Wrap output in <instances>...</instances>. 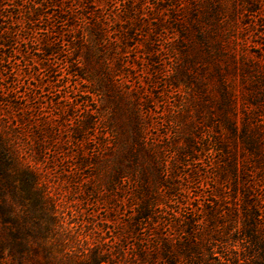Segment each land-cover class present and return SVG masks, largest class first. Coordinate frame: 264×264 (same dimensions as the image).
<instances>
[{
  "label": "rangeland",
  "instance_id": "rangeland-1",
  "mask_svg": "<svg viewBox=\"0 0 264 264\" xmlns=\"http://www.w3.org/2000/svg\"><path fill=\"white\" fill-rule=\"evenodd\" d=\"M98 1L108 12L122 0ZM0 3V98L18 106L16 109L0 104V127L9 133L12 127L22 150L36 143L43 146V163L39 166L45 191L52 197L59 217L56 243L61 253L79 260L98 250L109 261L133 264L139 262L137 255L144 249L156 254L154 264H264V251L242 232L245 218L240 203L245 176L239 165L235 175L232 174L225 155L215 149L216 132L229 137V131L218 123L217 106L212 102L207 108L198 104L197 113L189 103L186 108H179L177 105L189 99L188 87H194L185 76L182 79L188 86L179 83L172 87L167 81L181 61L178 49H184L196 66L194 70L189 67L191 75L203 81L205 90L198 95L200 102L218 98V73L213 65L218 71V66L224 69L228 64L223 59L226 53L223 56L218 53V41L224 39L236 58L232 64L234 71H225L224 76L234 84L238 94L234 120L239 123L242 116L239 95L245 91L242 76L247 78L251 74H242L241 65L247 63L252 68L264 63V0H142L139 4L144 17L140 38L143 43L151 41L157 71L152 72L143 51L122 44L120 66L114 68L117 74L113 80L121 90H136L135 95L147 110L144 119H152L147 135L159 145L160 142L167 147L171 145L162 154L155 146L158 154L154 156L162 157L168 168L161 184L149 185L157 204L151 219H135V205L141 200L140 195H135L141 192L139 180L125 177L110 189L107 166L88 164L81 170L73 167L80 145L88 158L100 151L95 141L101 140L102 120L97 119L94 130L80 143L71 141L69 127L76 120L73 114L76 110L80 113L88 104L81 103L85 97L82 84L67 72L70 57L65 36H56L60 45L58 55H44V16L33 22L27 20L26 0ZM232 5L236 12L228 16ZM177 19H182V23ZM190 21L209 32L205 43L197 40V27H192ZM180 25L183 36L179 35ZM3 35L7 44H3ZM135 44L137 48L142 46L140 42ZM107 107V111L113 109L111 105ZM178 108L186 111L182 118H174L182 124L178 141L183 143V137L191 131L185 123L193 120L199 125V129L192 131L198 135L196 145L201 149L194 158L186 155L182 161H178L177 147L173 146L177 125L165 122L173 119L171 115ZM16 116L23 119H15ZM229 148L240 161L242 144L230 142ZM141 168L145 172V166ZM250 180L249 197L260 196V209L256 211L261 215L259 237L264 240V179L260 181L255 176ZM130 223L132 230L126 231ZM187 223L193 224L188 227ZM161 241L169 243L171 258L167 260L160 254ZM196 243V250L183 252L184 245ZM4 253L2 256L7 260ZM4 259L0 264H9Z\"/></svg>",
  "mask_w": 264,
  "mask_h": 264
},
{
  "label": "trees",
  "instance_id": "trees-1",
  "mask_svg": "<svg viewBox=\"0 0 264 264\" xmlns=\"http://www.w3.org/2000/svg\"><path fill=\"white\" fill-rule=\"evenodd\" d=\"M141 1L122 0L119 6H114L106 12L98 0H26L28 5L26 15L30 22L38 19L39 16L45 18V47L42 48L44 55H58L60 45L56 36L59 34L65 36L64 44L69 50L70 57L67 72L82 84L81 91L85 97L82 98L81 103L88 104L80 113L76 110L73 114L76 120L69 127L71 141L80 143L94 130L98 123L97 119L102 120L100 133L102 137H100L101 140L95 141L100 151L88 158L82 153L80 145V149L74 155L73 167L81 170L88 164L107 166L110 189L125 177H130L134 181L139 180L141 192L135 195H140L141 200L135 205V219L139 217L151 219L157 204L149 185L155 182L161 184L168 168L162 157L157 158L154 155L159 151L162 154L166 149H170L171 145L167 147L168 145H163L162 142L159 145L147 135L152 119H144L148 116L147 110L139 96L135 95L136 90L132 88L121 90L118 87L119 84L113 80L114 75L117 74L114 68L120 66V54L124 49L122 44L129 46L130 49H138L141 53L143 51L142 54L147 56L146 61L150 63L152 72L157 71L153 65L155 56L153 47L150 45L151 41L146 40L143 43L140 38L143 36L140 25L144 19L139 10ZM49 8L54 11L48 12ZM235 12L234 5L229 14L224 13L232 16ZM177 21L182 23V19ZM189 23L192 27H197L195 22ZM179 29L181 30L179 35L183 36L182 25ZM196 30L197 40L205 43L206 34L209 35V32H204L198 27ZM129 38L132 40L129 41ZM2 40L3 44H7L4 35ZM137 42H140L142 46L137 48L135 44ZM178 52L181 61L174 73L168 76V84L172 87H177L179 83L188 86V83L186 84V81L182 79V76H185L187 82L194 88L188 87L191 91L187 93L188 101L184 99L177 106L186 108L189 103L196 113L199 112L198 104L207 108L208 103L212 102L217 106L218 123L229 131V137H225L220 131L212 135L215 139V149L225 155V159L228 160L226 162L228 169L232 174L235 175L239 165L245 176L241 185L243 189L240 203L245 218L242 232L252 244L258 245L264 251L262 247L264 240L259 237L261 215L256 211L260 209L258 198L260 196L254 194L253 199L249 197L252 189L250 179L255 176H258L260 181L264 179V63L261 62L252 68L247 63L241 65L242 74H251H247V78L242 76L245 91H241L239 95L242 116L241 121L237 123L234 119H236L238 94L234 84L226 80L224 76L225 71L228 73L234 71L235 67L232 66L236 59L234 50L228 49L224 39L218 41V53L221 56L226 53L223 59L227 60L228 64L224 66V69L218 66V71L216 65H213L215 72L218 73V98L208 102H200L198 98L205 89L203 81L191 75L189 67L193 70L196 68L191 57L184 49H178ZM0 104L6 107L14 106L16 109L18 107L15 102L12 104L6 98H0ZM110 105L113 109L107 111L106 108ZM179 108L173 111L171 115L173 119H165V122L177 125L173 146L177 147L175 150L178 161H182V157L186 155L194 158L201 149L199 145H196L199 144V141L195 139L198 135L192 131L199 129V125L193 120L185 123L190 125L191 131L183 137V143L178 141L182 124L180 126L178 119L174 118H182L186 113ZM15 119H23V117L16 116ZM237 141L242 144L240 161L235 159L229 148L230 142L235 145ZM19 146H21L19 139L13 133L12 127L10 133L0 127V262L3 261L2 254L5 252L8 258L4 261L9 264H132L116 260L109 261L98 250L92 251L88 257L79 260L73 259L69 253H61L56 243L59 239V217L52 197L45 191L39 166L43 163V146L36 143L25 150ZM155 146L160 149L158 153ZM206 146L203 145V148ZM142 166H145V172ZM254 168L259 171H253ZM191 224L193 223H187V226L190 227ZM132 226L133 224H128L126 231L132 230ZM197 245V243L184 245L182 250L183 252L190 249L196 250ZM160 250L165 260L171 258L168 256L170 252L168 241H161ZM137 258L139 262L133 264H154L158 259L156 254L147 253L144 249L139 251Z\"/></svg>",
  "mask_w": 264,
  "mask_h": 264
}]
</instances>
